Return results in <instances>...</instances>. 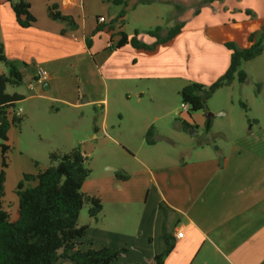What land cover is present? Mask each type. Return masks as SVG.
Masks as SVG:
<instances>
[{
	"label": "crops",
	"instance_id": "0c3cea01",
	"mask_svg": "<svg viewBox=\"0 0 264 264\" xmlns=\"http://www.w3.org/2000/svg\"><path fill=\"white\" fill-rule=\"evenodd\" d=\"M24 1L35 19L26 29L16 23L9 3L0 0V43L5 57L19 65L27 95L7 88L6 93L21 96V105L36 100L59 103L78 111L81 120L84 110H100V120L91 116L94 138L107 135L110 109L120 105L127 111L125 116L119 113L120 124L124 118L137 124V128L124 127L127 138L136 137L134 131L144 138L153 128L151 144L145 142L148 146H155L161 136L154 131L147 106L140 103L147 100L158 106L170 92L178 95L189 83L210 85L229 66L231 52L226 44L247 48L248 35L264 26V0L212 2L199 6L196 14L202 0ZM49 6L71 18L75 28L51 20ZM121 10L125 14L117 22ZM178 23L182 24L179 33L160 44ZM156 28L155 36L147 34ZM121 33L128 38L137 33V40L152 49L136 50L129 44L116 48ZM39 68L48 72L49 79L29 91ZM133 102L138 108L128 107ZM27 110L20 106L15 112L28 117ZM173 111L193 128L199 123L205 128L212 118L203 112ZM108 137L119 146H131L122 135ZM243 140L227 150L201 146L188 159L172 160L167 153L163 159L134 155L132 162L117 169L110 166V158L103 160L101 171L85 189L89 174L81 188L85 196L98 199L102 209L95 219L79 225L86 228L77 249L109 247L119 251L112 264H152L165 247L164 227L174 239L164 264H264V149H241ZM130 166L137 172L132 177ZM116 173L127 179H117ZM160 203L168 209L166 217ZM10 206L12 210L3 202L12 219L17 199ZM177 231L182 233L179 239Z\"/></svg>",
	"mask_w": 264,
	"mask_h": 264
},
{
	"label": "trees",
	"instance_id": "16d2710c",
	"mask_svg": "<svg viewBox=\"0 0 264 264\" xmlns=\"http://www.w3.org/2000/svg\"><path fill=\"white\" fill-rule=\"evenodd\" d=\"M9 3L15 21L21 28H29L35 22L29 12V4L24 0H5ZM223 0H202L199 6ZM121 4V0H113ZM125 11L121 10L116 21L121 22ZM47 15L53 21L65 24L68 28H75L73 20L62 15L56 6L47 8ZM182 27L176 24L167 31L165 40H171ZM159 29L149 31L147 34L155 36ZM249 46L241 49L234 43H227L231 52L229 66L225 73L208 86L198 83H189L183 87L178 95L181 104L188 107L189 115L196 112H206L207 101L219 89L229 87L236 79L239 84L246 81V74L241 65L259 57L264 47V26L259 31L248 35ZM126 44L136 50L150 51L152 47L146 46L137 40V33L132 38L121 33L116 48ZM0 63L6 68V74H0V264H55L59 260H68L74 264H112L118 257L119 251L109 247L97 250L81 251L77 249L79 240L84 236L86 226H78V217L85 203H88V216L95 219L101 212L102 206L98 199L86 197L81 188L88 178L90 171L86 164L87 156L80 148L75 147L65 154H49L50 164L40 169L34 163L35 174H23L14 190L17 199V210L14 218L3 208L4 168L7 166L6 158L9 147L6 145L7 135L11 128L19 127L23 116L15 112V106L22 100L16 94L6 93L7 87H18L23 78L17 63L8 60L0 43ZM242 108L246 105L241 103ZM183 130L193 128L186 122H181ZM206 129L210 128V120L206 122ZM152 127L145 134V142L151 144ZM119 180L127 177L120 173L115 174ZM166 217L167 207L164 203L158 205ZM165 247L163 251L154 256L152 264H164L165 258L174 249V239L162 228ZM123 252V250H122Z\"/></svg>",
	"mask_w": 264,
	"mask_h": 264
},
{
	"label": "rangeland",
	"instance_id": "374dc122",
	"mask_svg": "<svg viewBox=\"0 0 264 264\" xmlns=\"http://www.w3.org/2000/svg\"><path fill=\"white\" fill-rule=\"evenodd\" d=\"M240 69L246 74V81L243 84H239L235 79L232 86L219 89L207 101L206 112L203 113L212 117L210 131L200 123L197 128L190 130L177 128V124L180 125L182 119L171 111L174 108L181 111L182 104L179 95L174 92H170L167 99L158 106L143 100L140 104L147 106L148 109H144L156 128L154 131H157L161 137H166V139L161 137L157 139L155 146H148L145 143V136L137 137V131H134L136 137L127 138L128 134L124 132V127L130 129L134 125L137 128V124L130 118H124L120 124L119 113L124 116L127 114L120 105H114L110 109L107 135L99 133L94 138L92 120H100V110L98 113L84 110V118L81 120L78 111H73L59 103L36 100L25 105L16 104L15 109L21 106L22 109L25 107L30 110H27L28 117L23 116L20 126L11 128L8 133L6 145L9 150L6 155L7 166L3 169L2 184L4 205L12 210L10 204L16 200L14 193L16 185L21 180L22 174L36 173L34 163L38 164V168L43 169L50 164L49 154H65L77 146H80L89 157L86 167L91 173L85 189L91 179L101 171L102 161L107 158L111 159L110 166L117 169V166L132 162L134 155L141 157L144 154L150 158L163 159L167 153L171 155L172 160L182 156L188 159L193 149H201V146H205L207 147L205 149L227 150L241 139H244L238 145L241 149H264V47L259 57L243 63ZM0 71L5 74L7 72L2 63H0ZM7 89L8 92L27 95L23 83L18 87H7ZM241 103L246 105V109L242 108ZM36 105L40 108L38 111L33 110ZM138 105L133 102L132 106L128 104V107L138 108ZM155 118L158 120L154 121ZM79 119L80 121H77ZM202 119L204 117L200 120ZM78 127L80 129L76 130ZM116 135H122L125 140L131 141L129 149L115 144L108 137L115 138ZM1 169L0 152V171ZM133 171V166H130L128 172L131 177L137 173ZM108 173L110 175L113 171ZM81 191L83 192L82 189ZM88 209L89 205L85 203L78 217V226L89 221Z\"/></svg>",
	"mask_w": 264,
	"mask_h": 264
},
{
	"label": "built area",
	"instance_id": "2783aa9c",
	"mask_svg": "<svg viewBox=\"0 0 264 264\" xmlns=\"http://www.w3.org/2000/svg\"><path fill=\"white\" fill-rule=\"evenodd\" d=\"M98 21L102 23V22H104V19L103 18H99ZM48 79H49V74H48V72L46 70H44L42 68L37 69L36 75H35L33 81L28 85V90L29 91H33V88H34V86L36 84L45 83V82H47ZM181 109L183 111H187L188 107H187V105L182 104L181 105ZM181 237H182L181 231H177L176 238L179 239Z\"/></svg>",
	"mask_w": 264,
	"mask_h": 264
},
{
	"label": "water",
	"instance_id": "95a60500",
	"mask_svg": "<svg viewBox=\"0 0 264 264\" xmlns=\"http://www.w3.org/2000/svg\"><path fill=\"white\" fill-rule=\"evenodd\" d=\"M207 116V115H206ZM210 117V116H209Z\"/></svg>",
	"mask_w": 264,
	"mask_h": 264
}]
</instances>
